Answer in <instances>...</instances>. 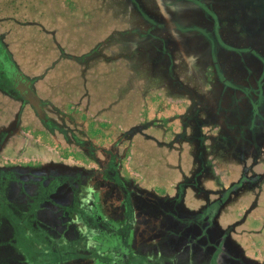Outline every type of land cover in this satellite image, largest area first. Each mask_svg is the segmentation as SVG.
Returning a JSON list of instances; mask_svg holds the SVG:
<instances>
[{"label":"rangeland","instance_id":"rangeland-1","mask_svg":"<svg viewBox=\"0 0 264 264\" xmlns=\"http://www.w3.org/2000/svg\"><path fill=\"white\" fill-rule=\"evenodd\" d=\"M86 186L137 264H264V0H0V264H99Z\"/></svg>","mask_w":264,"mask_h":264},{"label":"flooded vegetation","instance_id":"flooded-vegetation-1","mask_svg":"<svg viewBox=\"0 0 264 264\" xmlns=\"http://www.w3.org/2000/svg\"><path fill=\"white\" fill-rule=\"evenodd\" d=\"M74 173H76L74 176L68 175L66 178L61 175L58 176L59 182H57L55 185L51 186L48 189L46 188V190H42V188H40L39 190L40 197L38 198V200L31 198L29 199L30 204H28L26 201L25 209L22 212L24 214L34 212L35 210L29 212L27 208L28 206L35 204V206H39L37 208L38 214L44 211L48 214H51L55 218V215L58 214V212H56L57 210L49 209L48 205H45V204L43 205L42 203L38 201L48 196L50 200L52 199L51 201L54 203V205L55 204H58V205L66 204L68 201L61 203V204L57 203L53 198V192L55 188L62 186L64 182H71L72 184H75L76 182L78 183L80 180H84V178L88 177V175H83L82 173L79 174L78 171ZM100 173H102L106 179L109 178L106 175V173L104 172H100ZM105 178L101 182H105L104 181ZM95 189L96 188H93L91 191H88V193L91 195H86V196H92V198H90L91 201L89 202V204L91 205L90 211H91L92 217H94L93 220H95L94 222L96 223V226L95 228L93 227L91 229L95 230L96 231L95 233L99 237V240H97L94 244L96 252L99 253L98 254V257H100L99 260L103 263H106L105 261H103V259L110 257V259H116V264H130L129 259L133 257L132 255L133 246L132 245L134 243L133 239L135 238L134 232L132 229H130L128 226L125 225V220L123 221L119 220L118 217L115 216L116 214L113 215L114 214L113 213L109 217L108 216L109 214L106 215L104 212H102L101 210L102 206L99 205L100 200L99 199L95 200V196L97 197V195L94 194ZM77 192H78L77 190L73 192V196H72L73 198ZM125 194L126 192L124 191L123 188L122 189L118 188V195H121L123 199L126 197ZM78 196L80 197V195ZM32 199H34L35 201L32 202L31 201ZM87 204H88L87 202H84L85 206ZM60 213L62 212L60 211ZM116 246H118L119 249L116 248Z\"/></svg>","mask_w":264,"mask_h":264},{"label":"crops","instance_id":"crops-1","mask_svg":"<svg viewBox=\"0 0 264 264\" xmlns=\"http://www.w3.org/2000/svg\"><path fill=\"white\" fill-rule=\"evenodd\" d=\"M96 193H98V192L94 190V194H96ZM78 195H79V194H78V192H77L76 195L74 196V200H71V202H74V201L76 202L77 199H78V197H79ZM51 200H52V199H51ZM51 200H50V198H49L48 196H46V197L40 199L38 202L42 203L43 205H44V204H45V205H48V208H49V209L56 210L57 206H56V204L54 205V203H53ZM26 201H27L28 204H30L29 199H27ZM50 201H51V202H50ZM53 201H54V200H53ZM68 202H69V201H68ZM61 205H63V204H61ZM99 205L101 206V203H99ZM112 209H113V208H112ZM114 210H115V209H113V211H110V215L114 213ZM71 213H73V212L71 211L69 214H71ZM110 215H108V216L110 217ZM113 215H115V214H113ZM115 216H116V215H115ZM103 217H104V216H103ZM226 233H227V230H226ZM116 248L119 249L118 246H116ZM118 249H116V250H118ZM194 253H195V254H194ZM189 257H190V263H188V264H200V263H201L200 261H199V262H198V260H195V261H194V259H193V258L197 259V257H196V251L194 250L193 243H192V245L190 246V249H189ZM103 261H105L106 263H103V262H101V261L99 260V264H116V259H110V257H109V258H105V259H103ZM100 262H101V263H100ZM30 264H31V263H30ZM213 264H215V263H213Z\"/></svg>","mask_w":264,"mask_h":264},{"label":"trees","instance_id":"trees-1","mask_svg":"<svg viewBox=\"0 0 264 264\" xmlns=\"http://www.w3.org/2000/svg\"><path fill=\"white\" fill-rule=\"evenodd\" d=\"M80 184V183H79ZM79 187V186H78ZM86 188V190H88L89 191V187L88 186H86L85 187ZM78 189V188H77ZM88 191L86 192V195H88ZM39 207V206H38ZM22 216H24V213L22 212L21 214H20V217H22ZM169 252H171V251H169ZM139 253H141V252H136V253H133V257L132 258H130L129 259V263L130 264H137L136 263V261H137V256H139ZM162 256V255H161ZM178 256H177V254L176 253H172V256H168L167 257V259L169 260H167V259H165L164 260V262H168V263H170V262H172L173 261V259H175V258H177ZM173 264V263H172Z\"/></svg>","mask_w":264,"mask_h":264}]
</instances>
